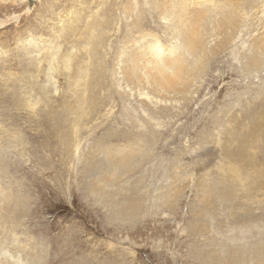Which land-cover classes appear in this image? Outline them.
Returning <instances> with one entry per match:
<instances>
[{"label": "rangeland", "instance_id": "rangeland-1", "mask_svg": "<svg viewBox=\"0 0 264 264\" xmlns=\"http://www.w3.org/2000/svg\"><path fill=\"white\" fill-rule=\"evenodd\" d=\"M182 1L15 0L0 12V148L9 164L0 195L10 193L0 197V264H264V52L254 48L264 0H186L183 24L201 16L200 66L164 97L147 87L145 53L182 43V11L170 10ZM238 1L239 15L227 10ZM131 55L141 86L124 76ZM96 60L106 82L94 83ZM81 66L91 75L77 80ZM133 152L146 156L140 169L101 179L112 154ZM137 181L145 188L136 213ZM227 181L229 200L215 192ZM173 186L181 192L171 204ZM207 192L215 208L202 204Z\"/></svg>", "mask_w": 264, "mask_h": 264}, {"label": "bare ground", "instance_id": "bare-ground-1", "mask_svg": "<svg viewBox=\"0 0 264 264\" xmlns=\"http://www.w3.org/2000/svg\"><path fill=\"white\" fill-rule=\"evenodd\" d=\"M15 0H0V12L5 16L8 12H10L12 10V7L16 4L14 2ZM186 0H183L182 3L184 2L185 5L183 6H180V8H175V6L173 8H171L170 10L175 11V10H179V11H182L180 13V15L184 14L186 11ZM205 1V0H204ZM208 2H211L212 0H206ZM205 1V2H206ZM176 3V1H174ZM179 2H181V0H179ZM213 2V1H212ZM207 3V2H206ZM205 3V4H206ZM231 5H233L232 3L233 2H229ZM228 3V4H229ZM236 5L235 7L236 8H230V7H226V8H229L227 10H233L235 11L238 15L240 14V8H238V5H241V2L239 3L238 2H235ZM227 4V5H228ZM131 6H133V4H131ZM209 6L210 5H204V8H207L206 10L210 11L209 10ZM221 6L220 4L218 5V7ZM224 7V6H223ZM243 7V6H242ZM221 9V8H220ZM223 9V8H222ZM242 9V8H241ZM36 10V9H35ZM240 10V11H239ZM178 11V12H179ZM218 11V8L215 10V12ZM222 11V10H221ZM225 11V10H224ZM176 12V11H175ZM133 13V12H132ZM178 14V13H177ZM144 12H141L139 14V16H137V18H142L144 17ZM186 15V14H185ZM187 17V16H186ZM186 17L184 15L180 16V19H179V22L178 24L179 25V35L182 36V43L178 46H175L174 49L172 51H170V53L166 54V55H162L160 54V52H156L155 48L152 46V45H149L147 47V50H146V53L145 54H149L151 57L150 59L152 58V60L150 61V63H148V61H144V64H145V67H146V70H148V73H147V76H145L144 79H146V83H148L147 87H149V90L153 93H156L157 91H160L159 95H163L164 97H167L169 96L170 92H177L180 90L181 87H186L190 84L191 80L190 78L192 76H194L196 74V72L198 71L199 69V61H198V53H200V49L201 47H203L202 45L204 44V39H203V36L201 35V30H200V27H199V20L201 19V16H198L197 17V20L191 22V23H188V24H183L184 22L186 23V21H188L186 19ZM137 18L135 19L136 22H138L139 20H137ZM183 18V19H182ZM8 20V19H7ZM134 20V21H135ZM141 20V19H140ZM258 21V20H257ZM97 23V22H96ZM99 24V23H98ZM136 24V23H135ZM5 23H2V20L0 19V33L2 34V36H6V30H4L5 28ZM239 26L238 23H233V26L236 27V26ZM4 26V27H3ZM133 26H135L133 24ZM263 26V25H261ZM94 27V26H93ZM233 27V29H234ZM237 28V27H236ZM260 30V29H259ZM261 30L262 27H261ZM100 32V31H99ZM235 34V33H234ZM259 34V33H258ZM262 35L264 34H261V41L260 42H256L255 45H254V48L258 51H260V49L263 50L264 52V42L262 40ZM101 35H99V33L97 34V36L95 35L94 38H97ZM103 36V35H102ZM90 37L93 38V36L91 35ZM105 37V36H104ZM264 37V36H263ZM259 38V36H258ZM91 41V40H90ZM102 41L106 42L104 40L103 37H99V39H96V40H92L91 42V45L93 46L92 47V50H93V54L96 55L97 54V57H99L100 55V46L101 45H104L102 44ZM259 41V40H258ZM103 42V43H104ZM90 43V42H89ZM253 48V50H255ZM158 49V48H157ZM189 53V54H192L194 59L193 61L189 60L186 58V53ZM262 52V53H263ZM144 53V52H143ZM259 53V52H258ZM261 54V53H260ZM1 55V54H0ZM132 58H133V62L131 63H128V65L126 66V69H125V79L128 81V82H132V83H135L137 85H143V82H142V78L139 77V73H138V68L140 66H138V59L137 58H134L133 55H131ZM74 58V56L72 57ZM80 59V58H79ZM78 59V60H79ZM252 59V58H251ZM72 60V59H71ZM5 61V60H3ZM3 61L0 62V73H3L4 71L6 72V69H7V63H4ZM195 61H198L197 62V65L195 64ZM254 63L256 64L258 61L260 62L261 59L259 60L258 58H254L253 59ZM8 62V61H7ZM80 62V61H79ZM248 62V61H247ZM88 64V62H86ZM10 64V63H9ZM143 64V63H141ZM191 64L193 65L194 64V68L191 67ZM82 65V64H81ZM88 66V65H87ZM246 66H248L246 64ZM253 66V64H252ZM251 66V67H252ZM94 69H95V72L94 73V83H103L105 81V74H104V65L99 61V60H96V64H94ZM142 67V65H141ZM249 67V66H248ZM86 68V67H85ZM84 68V66H81L78 70H75L76 73L74 76H76L77 80H82V78L84 79V76L86 75V79H87V72L86 69ZM141 71V70H140ZM139 71V72H140ZM89 73V72H88ZM92 73V71H91ZM92 73V74H93ZM74 74V73H73ZM90 74V73H89ZM91 75V74H90ZM3 76V75H2ZM93 76V75H92ZM107 76V75H106ZM1 77V76H0ZM89 77V76H88ZM108 78V76H107ZM91 79V78H90ZM179 79V80H178ZM88 81V80H87ZM85 81V82H87ZM84 82V81H83ZM106 82V81H105ZM88 84V82H87ZM92 84V83H91ZM86 85V84H85ZM157 94V93H156ZM84 95V96H83ZM158 95V94H157ZM81 98H85L86 95L85 94H80L79 95ZM21 91L19 90V94L18 96H16V98H18L17 101L21 100ZM158 97V96H157ZM6 98V97H5ZM93 102V100H91ZM94 101H97L94 100ZM89 103H90V100H89ZM90 106V105H89ZM260 107V106H259ZM158 110V109H157ZM257 112V111H256ZM254 111L251 112V114H253L252 116H255L254 115ZM249 115V114H248ZM6 133V132H5ZM6 135V134H5ZM4 139V138H3ZM238 139V138H237ZM3 140L1 139L0 140V143L2 142ZM6 141V140H5ZM8 141V140H7ZM263 141H264V138H263ZM245 144V143H244ZM242 146V145H241ZM240 146V147H241ZM133 148V147H132ZM238 148V147H237ZM242 148H244L242 146ZM248 148V147H247ZM3 149V147H2ZM134 149V148H133ZM138 149V148H137ZM140 149V148H139ZM262 149V148H261ZM4 150V149H3ZM141 150V149H140ZM139 150V151H140ZM238 150V149H237ZM260 150V148H259ZM5 151V150H4ZM134 151V150H132ZM243 151V150H241ZM261 152H264L263 150ZM116 153V152H115ZM138 153V152H137ZM136 152H133L131 155H127L126 156H130L129 158H125L122 156L121 158H123L124 160H119L116 156H114L113 154L111 155L110 159H109V167L107 169V171L105 170H100L98 171L99 173V176L101 177V179H104V180H111L113 182H116L120 179L121 175L123 174H129V172L132 170H135V167L136 169H140L143 165H142V162L144 159H146V156L145 155H142L141 153H146L145 150L143 152H141L140 154L138 153L137 154ZM260 153V152H259ZM264 154V153H263ZM242 155V154H241ZM125 156V155H124ZM250 156V155H249ZM264 156V155H263ZM247 157V156H246ZM261 158V157H260ZM9 164H8V158H7V155L6 153L2 152L1 148H0V181L1 179H7V177L9 175H7L6 171L2 173L3 170V167H7ZM5 167V169H6ZM113 168V169H112ZM8 170V169H7ZM9 172V171H7ZM143 173V172H141ZM9 174V173H8ZM146 174V173H145ZM143 175V174H142ZM139 179V178H138ZM141 179V178H140ZM142 181V180H141ZM145 181V180H144ZM229 181V180H228ZM228 181L225 183V184H222L220 185L219 187H216V190L215 192L218 193L217 195H219V193H222V197L225 198V200H229L231 199V197L233 196V187L231 184L228 183ZM146 183V182H145ZM232 183V181L230 182ZM9 184V183H8ZM141 185L142 183H139L138 181L136 183H134L131 188H130V191H131V194L130 196L132 197V200L134 201V203H132L130 205V208L135 211L136 213L139 212L141 209H142V200H143V194L141 193L142 190L145 188H141ZM144 186V184L142 185ZM179 186V184L177 185ZM177 186H173L168 195V199L170 201V203H175L176 200L178 199L179 195H180V192H181V188H178ZM234 186V185H233ZM1 186H0V190H1ZM6 191V190H5ZM2 192V195H0V197H8L10 196V193H5L4 190L1 191ZM7 192V191H6ZM10 192V191H9ZM146 194V193H145ZM167 196V195H166ZM197 196V195H196ZM7 198V199H8ZM180 198V197H179ZM215 198H217V196H212L210 194V192H207V193H204L203 194V199L201 200L202 204L204 203V205H207V208H209V205L213 204L214 205V208L216 207V200ZM222 198V199H223ZM6 199V200H7ZM5 200V201H6ZM180 199H178L179 201ZM3 201V200H2ZM199 201V200H198ZM145 202V201H144ZM143 202V203H144ZM6 203V202H5ZM2 204V203H1ZM146 205V204H145ZM203 205V208L205 207ZM171 207V206H170ZM2 208L4 209H7L9 208V204H3ZM206 208V207H205ZM213 208V209H214ZM199 209H202L199 208ZM215 210V209H214ZM203 211V210H202ZM212 212V211H211ZM198 213H201L200 210ZM201 218V217H200ZM259 247V246H258ZM260 250V249H259Z\"/></svg>", "mask_w": 264, "mask_h": 264}]
</instances>
